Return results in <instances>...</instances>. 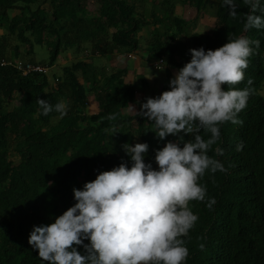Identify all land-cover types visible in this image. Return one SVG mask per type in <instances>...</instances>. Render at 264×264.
Here are the masks:
<instances>
[{
    "label": "trees",
    "instance_id": "1",
    "mask_svg": "<svg viewBox=\"0 0 264 264\" xmlns=\"http://www.w3.org/2000/svg\"><path fill=\"white\" fill-rule=\"evenodd\" d=\"M138 4L144 0H0V31L17 34L19 42L28 44L26 54L32 52L31 42L46 43L47 68L72 49L75 56L86 51L83 58L93 64L77 59L62 65L53 82L47 73L24 75L18 62H34L20 56L19 42L10 48L9 35L0 32V264H50L29 243L33 225L51 223L76 202L73 189L100 171L122 162L131 166L125 143L147 141L146 162L158 167L155 150L178 139L172 134L161 139L153 121L128 109L135 102V89L122 81V70H107L111 57L146 48L149 59L164 56L170 67L179 69L190 61L191 48L216 49L239 35L261 43L253 45L244 80L225 87L254 90L238 114L242 122H222L220 138L208 149L225 168L209 169L200 178L207 193L204 200L190 202L199 218L184 237L189 255L183 264H264V28H244L251 11L246 0H238L237 16L218 0L213 26L194 32L190 44L175 42L184 21L174 13L156 22L172 31L165 42L167 34L158 30L142 38L139 30L152 20L137 12ZM13 9L18 12L11 16ZM99 59L106 62L99 64ZM169 69L163 91L173 77ZM89 94L97 102L96 113L87 111ZM38 98L53 104L66 100L69 111L45 115ZM201 135L207 139L211 133L201 129ZM241 142L243 148L237 150ZM212 197L215 202L209 207Z\"/></svg>",
    "mask_w": 264,
    "mask_h": 264
},
{
    "label": "clouds",
    "instance_id": "2",
    "mask_svg": "<svg viewBox=\"0 0 264 264\" xmlns=\"http://www.w3.org/2000/svg\"><path fill=\"white\" fill-rule=\"evenodd\" d=\"M223 2L230 15H238V0ZM246 2L251 11L246 14L244 28H264V0ZM260 43L239 35L216 49L200 46L189 50L190 61L176 71L169 88L148 96L138 113L155 123L161 139L169 134L178 139L167 140L155 150L158 167L146 162L147 141L125 143L131 166L122 162L100 171L94 180L73 189L76 202L51 223L33 225L29 243L38 249L42 262L183 264L189 255L184 237L199 218L190 202L204 200L207 193L200 178L209 169L225 168L208 149L220 138L222 122H242L238 114L254 90L225 85L244 80L248 58L256 50L253 45L258 48ZM160 60L158 68L155 64ZM164 60L172 69L164 56L150 61L152 69L163 70ZM247 83L252 84L251 77ZM38 103L45 115L55 110L64 116L70 107L66 100L53 104L38 98ZM201 129L211 135L206 139ZM181 133H191L192 137L184 139ZM242 148L243 142L237 144V150ZM214 202L212 197L208 206Z\"/></svg>",
    "mask_w": 264,
    "mask_h": 264
},
{
    "label": "rangeland",
    "instance_id": "3",
    "mask_svg": "<svg viewBox=\"0 0 264 264\" xmlns=\"http://www.w3.org/2000/svg\"><path fill=\"white\" fill-rule=\"evenodd\" d=\"M181 0H144V4L143 5H137V12L140 13V15H143V18H150L152 21L150 23H148L147 26L143 27V29H146L148 31H151V33H155L157 30L159 33H162V36H164V34H167L165 36V38L163 39L164 42L167 40V38L169 37V35L172 33V31H169V27L166 25V23H156L157 19H162V18H168L170 17V15H172L171 13H174L176 15V7H174L176 4H178L177 2H180ZM192 1V2H191ZM182 2V1H181ZM203 2V3H202ZM218 0H187L186 3L193 6V8H189L187 15H184V22L181 24V27L183 28L182 33H181V37L180 40L178 42H182L184 44H190L189 43V36H191L193 34V30L194 31H198L199 33H204L206 31L210 30V27H212L213 23H214V12L216 9V4H217ZM139 6V8H138ZM200 6V7H199ZM89 9H97V5L92 6L89 5L88 6ZM18 12V10H11L10 15L14 16L16 13ZM207 17H206V16ZM212 15V16H211ZM182 17V16H181ZM203 17V18H202ZM200 18H202L203 20L205 19V21L203 22ZM200 22H199V21ZM202 22V23H201ZM170 25V24H169ZM2 32L1 34H7L9 35L8 37V44L9 47H13L15 45V43L19 42V37L17 36V34L11 35L8 34V31L5 30L0 31ZM141 34L146 35V31H142ZM185 35L187 36V38L185 37ZM178 37V36H177ZM176 37V39H178ZM187 39V41H186ZM177 42V41H175ZM32 45V52L30 54H26L25 49L28 47V44H22V42H19L17 44L19 50H20V56L22 58H24L25 60H32L33 62H37V63H41L44 65H49V57H50V50L47 47L46 43H42V44H37L34 42H31ZM141 46H144V43L141 44ZM86 51H83L82 53L78 54L77 56L73 55L74 50H68L66 52H62L60 53L59 57L56 59L55 64L52 65V67L48 68L47 70V75L49 76V78L53 81V77L54 76H58L61 72V70L63 69L62 65H69L72 62L76 61L77 59H83V61H85L86 63H88V65H90L92 67V63L91 60L88 58H83L84 55H86L85 53ZM88 54V53H87ZM137 54H135L136 56ZM143 59L145 61H147V58L149 57V54H143ZM128 56V55H127ZM20 57V58H21ZM130 58V55L128 56ZM116 59H114L113 57L110 58L109 61L106 62V59H99L98 63L99 64H104L105 62L107 63L105 65V67L107 68V70H117L119 67L123 66L121 65L119 62L118 57H115ZM154 58H157L156 56H151L149 61H153ZM122 59V58H121ZM133 62L135 60L132 59ZM145 68L143 70L139 71V77L137 80V83L135 84V86L137 88H135V93L134 95H136V103L135 105H131L130 111L133 113H137L140 110V103L145 101L146 98L143 97L144 95V91H140V87L142 83H141V79H146V80H150V81H154V83H157V88H153L152 90L147 89V93L148 96H155L158 94H161L163 92V84L165 82H167L168 76H167V69L168 66L166 64V61H163V70H152L150 68V66L147 64H144ZM166 70V71H165ZM175 70L176 69H171L168 70L173 77L175 76ZM153 71V72H152ZM53 74H56L53 76ZM60 77V75H59ZM140 80V81H139ZM143 90H145L146 86H142L141 87ZM89 98H88V103H87V111L91 112L93 109L97 110V106L93 95L89 94ZM141 97V98H140ZM139 98V99H138ZM134 106V108L132 107ZM91 108V109H90ZM11 158L15 159L17 158V154L15 152H13L11 154Z\"/></svg>",
    "mask_w": 264,
    "mask_h": 264
},
{
    "label": "crops",
    "instance_id": "4",
    "mask_svg": "<svg viewBox=\"0 0 264 264\" xmlns=\"http://www.w3.org/2000/svg\"><path fill=\"white\" fill-rule=\"evenodd\" d=\"M182 1V2H181ZM180 2H177L178 4H176L174 7H176V15L174 14V16H176V17H178V18H181V19H184V15H187V13H188V10H189V8L191 9V8H193V6H191V5H189V4H187L186 3V1L187 0H181ZM189 7V8H188ZM182 16V17H181ZM206 16V15H205ZM212 16V15H211ZM207 17V16H206ZM203 18V17H202ZM202 18H200L203 22L205 21V19L203 20ZM213 19H214V17H213ZM199 21V20H198ZM200 22V21H199ZM202 23V22H201ZM214 24V23H213ZM175 26V25H174ZM213 26V25H212ZM176 27V26H175ZM177 28V27H176ZM146 31V35H143V34H141V32L142 31ZM193 32H196V31H194L193 30ZM147 35H149V31L148 30H146V29H141V30H139V32H138V36L139 37H142V38H146V37H148ZM180 37H181V34L180 35H178V39H176V41H179L180 40ZM185 37L187 38V36L185 35ZM186 41H187V39H186ZM144 46H145V44H144ZM148 54V51L146 50V48L145 49H143V50H137V51H134V52H129V53H126V52H117L116 53V57H118V59H119V62H121L120 64L121 65H123V66H121V67H119L118 69L119 70H122L123 72V78H122V81H124V83L125 84H128V85H131V86H134V89L135 88H137L136 86H135V84L137 83V80H138V77H139V71L140 70H143L145 67V65L144 64H147L148 63V65L150 66V68L152 69V67H151V65L149 64V61L147 60V61H145L144 59H143V54ZM135 54H137L136 56H135ZM130 55V58L128 57V56ZM122 58V59H121ZM135 58V60H134V62H133V60L132 59H134ZM116 59V58H115ZM172 69H176L175 70V73H176V71L178 70V68L177 67H171ZM152 70H155L154 68L152 69ZM171 70V69H170ZM166 71V70H165ZM153 72V71H152ZM174 75V74H173ZM140 81V80H139ZM141 83H142V85L141 86H138V87H140V90H139V92L140 91H144V95H143V97H145V98H147L146 96L148 95V93L146 92L147 91V89H150V90H152L153 88H157V83H154V81H150V80H146V79H141ZM146 86V88H145V90H143L141 87L142 86ZM135 93V92H134ZM134 103L133 102H131V104H129V106H128V109L130 110V108H131V105H135V104H137L136 103V100H137V98H136V95H134ZM141 98V97H140ZM139 99V98H138ZM96 106L98 107V105H97V103H96ZM91 109V108H90ZM92 111L91 112H89V113H96L97 111H98V108H97V110H94L93 111V109H91ZM89 111V110H88Z\"/></svg>",
    "mask_w": 264,
    "mask_h": 264
},
{
    "label": "built area",
    "instance_id": "5",
    "mask_svg": "<svg viewBox=\"0 0 264 264\" xmlns=\"http://www.w3.org/2000/svg\"><path fill=\"white\" fill-rule=\"evenodd\" d=\"M162 62V60L159 61V63L155 64L156 67H160V63ZM17 67L19 69L22 70V73L25 75V74H28V73H31V72H38V73H46L47 71V67H45L44 65H40V64H37V63H32V62H18V65ZM57 80V78H55V81Z\"/></svg>",
    "mask_w": 264,
    "mask_h": 264
}]
</instances>
